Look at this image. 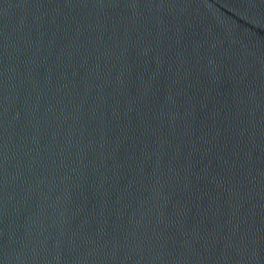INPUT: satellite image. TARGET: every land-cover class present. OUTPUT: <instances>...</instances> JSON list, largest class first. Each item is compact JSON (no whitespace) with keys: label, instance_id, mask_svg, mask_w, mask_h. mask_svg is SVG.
<instances>
[{"label":"water","instance_id":"obj_1","mask_svg":"<svg viewBox=\"0 0 264 264\" xmlns=\"http://www.w3.org/2000/svg\"><path fill=\"white\" fill-rule=\"evenodd\" d=\"M0 264H264V0H0Z\"/></svg>","mask_w":264,"mask_h":264}]
</instances>
